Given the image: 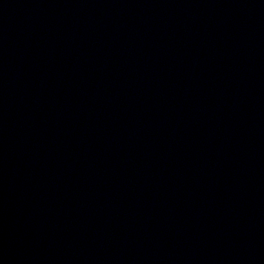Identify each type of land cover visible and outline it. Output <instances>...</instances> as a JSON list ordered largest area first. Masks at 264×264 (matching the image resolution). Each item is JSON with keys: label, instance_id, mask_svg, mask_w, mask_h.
Listing matches in <instances>:
<instances>
[{"label": "water", "instance_id": "95a60500", "mask_svg": "<svg viewBox=\"0 0 264 264\" xmlns=\"http://www.w3.org/2000/svg\"><path fill=\"white\" fill-rule=\"evenodd\" d=\"M0 264H264V0H0Z\"/></svg>", "mask_w": 264, "mask_h": 264}]
</instances>
